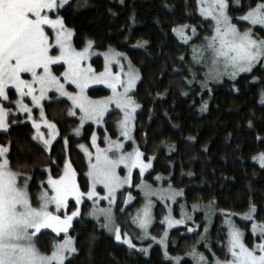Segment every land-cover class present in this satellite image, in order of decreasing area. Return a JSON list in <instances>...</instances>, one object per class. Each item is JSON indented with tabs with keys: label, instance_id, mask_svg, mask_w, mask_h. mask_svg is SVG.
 I'll return each mask as SVG.
<instances>
[{
	"label": "trees",
	"instance_id": "1",
	"mask_svg": "<svg viewBox=\"0 0 264 264\" xmlns=\"http://www.w3.org/2000/svg\"><path fill=\"white\" fill-rule=\"evenodd\" d=\"M228 2L232 21L241 30L252 27L239 17L261 0ZM59 14L66 26L74 30L73 44L78 50L91 40L98 51L112 48L126 53L139 69L140 81L134 99L140 107L134 137L144 159L153 158V168L144 179L158 184L156 178L162 176L163 185L183 190L181 200L188 205L212 203L221 210L245 213L254 204L256 219L264 222V164L256 159L264 153V63L233 80L225 79L203 88L204 68L194 62L192 45L213 34L214 22L200 15L198 0H70ZM180 26L195 28L198 35L190 43L182 42L174 32ZM254 32L264 37L263 28L254 27ZM93 63L98 71L103 69L101 56ZM62 69L63 66H58L55 71L60 74ZM88 93L100 97L109 91L98 87ZM52 96V100L44 103V112L57 125L60 135L49 152L34 139L35 130L30 123L13 124L0 132V145L9 149L13 171L20 173V180L24 175L29 177L34 205L47 178L61 175L67 159L76 169L81 189L88 191L87 160L78 145L89 144L95 131L100 136L109 131L115 138L116 123L121 117L114 110L105 117L103 128L87 125L83 135L77 138L72 135L78 120L69 116L71 104L56 99L55 94ZM141 179L140 173L135 172L134 185L119 192L115 206L117 226L136 242L140 233L132 217L143 203L136 187ZM128 192L136 198L125 206ZM75 206L71 201L70 209ZM90 206L89 202L83 205L84 213ZM165 212V207L158 203L152 228L157 236L165 230L162 223ZM197 219L201 223L198 232L187 233L185 227L170 231L171 255L185 254L197 245L199 252L212 257L205 243L198 244L205 217L198 214ZM102 225L84 216L73 222L69 233L75 239L77 251L65 264L69 261L71 264H174L165 259L160 246H153L148 252L129 248L118 243ZM243 228L247 230L246 242L251 246L256 239L248 224ZM37 236L40 250L50 252L63 234L41 230ZM208 240L216 256L228 258V235L222 216L215 215ZM179 264L194 263L185 259Z\"/></svg>",
	"mask_w": 264,
	"mask_h": 264
},
{
	"label": "snow or ice",
	"instance_id": "2",
	"mask_svg": "<svg viewBox=\"0 0 264 264\" xmlns=\"http://www.w3.org/2000/svg\"><path fill=\"white\" fill-rule=\"evenodd\" d=\"M236 2L239 3V0ZM68 3L69 0H0V97L8 100V89L11 85L19 93L20 99L16 103L22 111H32L24 103L25 96H30L32 102L40 106L41 120H33L32 123L38 133L37 139L42 140L45 145H50L51 139L58 134L56 125L47 119L41 104L46 93L52 89L67 96L73 107L83 113L82 123L86 119L99 122L109 106L115 103L118 108L124 109V119L120 122L121 134L128 137L133 114L140 107L130 95L139 79L138 72L131 62L126 73L122 64L120 72H113L112 61L116 60L119 64L118 57H122V54L112 49L105 53L106 63L102 72H97L90 63L86 64L94 42L87 41V45L79 50L74 46V30L66 26L64 18L59 14V9ZM198 6L203 16L215 22V34L206 38L207 48L212 52L213 65L223 64L224 71L235 77L241 72H251L257 64L264 63V37H259L254 32L255 26H264V0L255 7H250L240 17L252 26L243 31L232 22L228 13V0H198ZM185 27L181 26L174 31L183 36ZM50 31L54 35H50ZM61 63L66 68L61 75H56L52 67ZM24 74H29L30 79H25ZM97 83L106 84L112 95L102 99L90 97L87 90ZM66 84L75 85L77 91L69 92ZM204 108L206 109V105ZM71 114L75 115V112L72 111ZM9 115V110L0 103V130L8 128ZM42 123L51 129V139H45L44 133L40 132ZM75 131L79 132V129ZM95 140L94 136V144ZM113 145L123 148L120 141L110 140L109 148ZM96 147L95 162L92 160L93 154L88 153L87 175L92 180L89 191L81 190L76 169L68 160L62 175L57 178L49 176L47 184L50 188L42 187L34 205L29 192V177L24 175L22 180L18 179L20 173L13 171L8 159L9 149L0 145V264H65L68 255L77 251L75 240L68 235V231L72 227L73 218L80 215V210L76 208L71 215L66 212L63 215L57 213L67 209L69 198H74L79 204L84 198L99 197L97 184H102L107 189L108 195L101 198L109 201V208L94 209L92 214L102 213L109 223L112 222L111 204L114 202L116 190L131 182L133 168L139 167L143 172L151 164L144 163L141 159L143 153L138 149L129 153L121 152L117 158H113L108 155L107 149H100L99 145ZM256 159L264 164V153H260ZM122 164L128 169L126 177H121L117 171ZM149 193L150 189L146 188V195ZM179 194L182 193H173V198ZM52 206L55 212L51 210ZM151 207L152 202L149 200L142 209V214H137L136 219L141 227H146L151 222ZM195 207L194 205L193 208ZM255 212L256 207L253 204L245 214V219L255 220ZM181 222L175 221L177 224ZM109 223L102 227H108ZM172 223L170 220L169 227ZM228 225L227 251L230 258L221 260L212 253L214 260L208 261L207 257L200 254L201 264H264V223L252 224V232L258 233L259 242L251 246L245 242L242 229L231 220H228ZM43 229L65 234L62 240L52 245L50 252H42L36 244L37 234ZM114 234L116 240L122 239L118 227ZM164 235L167 236V233ZM160 242L164 243L163 238ZM125 243L135 247L130 238Z\"/></svg>",
	"mask_w": 264,
	"mask_h": 264
},
{
	"label": "rangeland",
	"instance_id": "3",
	"mask_svg": "<svg viewBox=\"0 0 264 264\" xmlns=\"http://www.w3.org/2000/svg\"><path fill=\"white\" fill-rule=\"evenodd\" d=\"M69 2H70V0H69ZM199 13H200V11H199ZM245 14H243L242 16H244ZM200 15L202 17H204L205 19L211 20V18H206L201 13H200ZM242 16H240V17H242ZM240 17H239V19H240ZM53 18H55V17H53ZM241 21H243V20H241ZM243 22L249 23L247 21H243ZM180 27H177L176 29H179ZM255 27H261V28L264 29V26H260V25H257ZM214 29H215V22H214ZM241 31H243V30H241ZM174 32H175L176 36L182 42H185V43L192 42L196 38V36L198 35V31L196 29H195V32H193V28L192 27H188V26H186L184 28V35L183 36L179 35L178 31H174ZM214 34H215V32L213 31L212 35H214ZM50 35H54V33L52 31H50ZM211 36H207V37H211ZM73 37H74V35H73ZM73 37H72V41H73ZM207 37H205L200 42H194L193 45H192L194 62L204 68V80L206 81V84H203V88H209L211 84L221 83L225 79L233 80L236 77H238L240 74L247 73V72H241L238 75H236L235 77H232L231 75H229L227 72L224 71L223 64L213 65L212 64V52H211V49L207 48V43H208V41L206 39ZM109 50L110 49H108L106 51H98V50L94 49V47L92 46L91 51H90V58L87 61H85V63L86 64L90 63L92 65V67L97 72H102L104 70V66H105V63H106L105 53H108ZM112 50L122 54V57H118L119 64L117 63L116 60L112 61V71L113 72H120V70H121L120 69V65L122 64V65H124V72L126 73L128 71L129 62H131V64L134 67V69L138 72L139 79L137 80L135 87L130 92V95H132L133 98H134V91H135V89H136V87H137V85H138V83L140 81V71L132 63V61L130 60L129 56L126 53L118 51L116 49H112ZM98 56H101L103 58V63H104L103 69L100 70V71H98L96 69L95 64L93 63V60L96 57H98ZM58 66H63V69H62L60 74H58L55 71V68L58 67ZM65 68H66V65H63L61 63V64L53 65L52 70H53V72L56 75H61L64 72ZM24 78L25 79H30V75L29 74H24ZM65 87L67 88V90L69 92L77 91L75 85L66 84ZM98 87H103V88L107 89L109 91V93L107 95H105V96H100V97H92V96H90L88 91L90 89H92V88H98ZM121 91H122V89H121ZM87 93L93 99H102V98H105V97H108V96L112 95L111 89L108 88L106 84H99V83L92 84L88 88ZM38 94L39 93L37 92V95ZM52 94H55V98L56 99L66 100V101H68L71 104V109L69 111V116L78 120L76 126L72 130V135H74L77 138H80L83 135L84 128L87 125H93V126H95V128H103L105 126V124H104L105 117L110 112L116 110V111H119L121 113V117L116 123V129H117L118 134H117V136L115 138L110 135L109 131H105L103 136H100V134L97 131H95L92 134V136H91V140H90L89 144L84 143V142L79 143L78 147L85 154V157H86V160H87V165H88V161H89V155H88L89 152H91L93 154L92 155V160H93V162H95V153L97 151V147H96L97 145H99L100 149H107L108 150V155L113 157V158H117L121 152L129 153V152H133L136 149H138L140 152H142L140 147H139V145H138V143H137V141H136V139H135V137H134L135 119H136V114H137V111H138L139 108H137L135 113L133 114V120L131 122L130 129H129V136L125 137V136H123L121 134L122 133V128H121V124H120V122L124 119V109L118 108L115 105V103H113V104H111L109 106L107 112L104 114V116L101 118V120L99 122H97L95 119H86L82 123L81 122V117H82L83 113L79 109L73 107L72 101L67 96L61 95V93L58 92L55 89L49 90L46 93L45 98L41 101V104L43 105V110H44V103L53 99ZM18 99H20L19 93L11 85H9V89H8V100H3V98L0 97V103H3L4 107L6 109H8L9 112H10V115L8 117L9 126H8V128L6 130H0V132L7 131L10 128V126L13 125V124L30 123L31 126L35 130L34 139L40 145H42L43 148L47 152H49L51 147H52V145H53V143L59 138V135H60L59 134V130H58V134L55 135V138L51 139V136H52L51 129L47 128L46 124L42 123L41 124V128H40V132L44 133V138L45 139H51V144L50 145H45L42 140L37 139L38 133H37L32 121L36 120L37 122H39L41 120V117H40V106L34 104L32 102V100H31L30 96H25L24 97V103L27 104L32 109L31 113H27V112L22 111L20 109L19 105L16 103V101ZM72 111L75 112V115L71 114ZM52 123H54V122H52ZM56 127H57V125H56ZM57 129H58V127H57ZM76 129H79V132L75 131ZM94 136L96 138L95 144L93 143V137ZM109 138H110L111 141H120L123 144V148L119 149L115 145H113L111 148H109V143H110ZM101 140L103 141V143H101ZM85 149H87V151H85ZM141 159L144 161V163H150L151 167L145 169L143 172H141V169L139 167L133 168L132 172H131V182L122 185L120 188H118L116 190L115 196H114V202L111 204V221H112L111 223L108 222V220L106 219L105 215L102 214V213L98 212L96 215L92 214L94 209H98V208L107 209V208H109V201L107 199H102L101 198V197H106L108 195L107 189L104 188V185H102V184H97L96 185V191L100 194L99 197H95V198H91V199L84 198L82 200V202L79 203V204L76 203L74 198H69L67 209H62L60 211V213H57V214L63 215L66 212L68 215H71L72 211H75L76 208H79L80 215L73 218L72 224L77 218L82 217V216H84V217H86L88 219H91V220L100 221V222H102L103 225L106 224V223H109V226L105 227V229L115 238L114 230H115V228L118 227L117 224H116V221H115V206H116V203L118 201L119 192L123 191V190H126V189H129V188H131L134 185V174H135V172L138 171L140 173V175L142 176V179L140 180V182L137 184L136 187L141 193V196L143 198V203L135 211V213H134V215L132 217V223L134 224V226L136 227V229L140 233L139 234V238H138V242L134 241L130 236L124 235L121 232V230H120L122 239L118 241L115 238V240L118 243L124 244V245L128 246L129 248H133V249H143L146 252H148L151 247L158 245V246H160L163 249V252H164V255H165V259L172 260V262L174 264H179L185 259H190L194 264H201V262L199 260V255L200 254H203L205 257H207L208 261H213L214 260L213 255L211 254L212 257H210L205 252H203V253L199 252V250L197 249L198 248L197 245L194 246L191 251H189V252H187L185 254H182V255L173 256L168 251V236H169V233H170V231L172 229L178 228V227H185L187 233H194V232L200 231L201 223L197 219L198 214H202L205 217V225H204L203 231H202V233L200 235V238L198 240V244L199 243H205V246L209 250L210 253H214V249L212 247V244L209 242L208 238H209V231H210L212 223L214 222L215 215H220V216L223 217V224H224V226L226 228L227 235L229 233L228 220H231L236 226H238L240 229H242L244 231V233H245V242H246L247 230L245 228H243V227L246 224L249 225V231L251 232V234L256 239L254 243L259 242V235H258V233L254 234L252 232L251 226H252L253 223H264V222H260V221H258L256 219V212H255V220H246L245 219V214H247L249 211L245 212V213L230 212V211L218 209L212 203H195V204L188 205L184 201L181 200V197L184 195L183 190L175 188L172 185H167V186L163 185L162 184V179H163L162 176H157L156 179L158 181V184H153V183L147 181L146 179H144V177L153 168V158H151L149 160H145L144 156H142ZM68 160L69 159H67V161ZM259 162H260V160H259ZM64 166H65V164H64ZM47 171H49V170H47ZM88 171H89V167L87 168V172H86V176H87V178L89 180V189H88V191H89L90 188H91L92 180L87 175ZM117 171H118V173H119V175L121 177L128 176V169L123 164L119 166ZM62 174H63V171H62ZM48 178H47V180H48ZM18 179L20 180V177H18ZM47 180H46V185H44L43 187H49L50 188V185L47 184ZM77 182L79 183L78 178H77ZM146 188L150 189V193L148 195H146ZM41 191H42V189L38 193H40ZM84 192H87V191H84ZM177 192L182 193V194L175 195V197L173 198V193H177ZM135 198H136V196L132 192H128L125 195V197H124V205L127 206V205L132 204L135 201ZM149 200L152 202L151 222L146 227H141L140 224L138 223L136 217H137L138 213L142 214V209L144 208L145 204L148 203ZM71 201H74L76 203V206L73 209H70ZM87 202L91 203V206L84 213L83 205L85 203H87ZM158 203L162 204L165 207V211H166L165 212V216H164V218L162 220V223L164 225L165 230H164L163 234L160 235V236H157V235H155L152 232V228L154 227V224L156 222L155 208H156V205ZM194 205L196 206L195 208H193ZM51 210H53L55 212L54 206H52ZM170 220L173 221L171 227H169V221ZM177 220L182 221V222L177 224V223H175V221H177ZM110 228L112 229L111 231L109 230ZM43 230H50L53 233H55L52 229H43ZM165 233H167V236L164 235ZM55 234H57V233H55ZM60 234L61 233H59L57 235H60ZM64 235L65 234H63L62 239L64 238ZM68 235H70L69 231H68ZM129 238L131 239L132 244H134L135 247H131L129 244L125 243V240H127ZM162 238L164 240V243L160 242ZM227 244H228V240H227ZM193 253H195V255H193ZM227 253H228V251H227ZM73 254H75V253L69 254L67 259L70 258ZM216 257H218V256H216ZM228 258H230V254L229 253H228ZM221 260H223V259H221Z\"/></svg>",
	"mask_w": 264,
	"mask_h": 264
}]
</instances>
